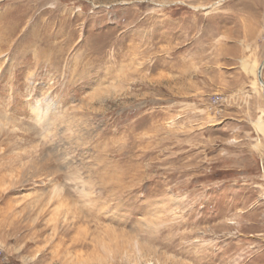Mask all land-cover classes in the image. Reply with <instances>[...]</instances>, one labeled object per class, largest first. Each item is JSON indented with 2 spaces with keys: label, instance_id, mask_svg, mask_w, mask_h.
<instances>
[{
  "label": "rangeland",
  "instance_id": "1",
  "mask_svg": "<svg viewBox=\"0 0 264 264\" xmlns=\"http://www.w3.org/2000/svg\"><path fill=\"white\" fill-rule=\"evenodd\" d=\"M263 26L264 0H0V264H264Z\"/></svg>",
  "mask_w": 264,
  "mask_h": 264
},
{
  "label": "bare ground",
  "instance_id": "2",
  "mask_svg": "<svg viewBox=\"0 0 264 264\" xmlns=\"http://www.w3.org/2000/svg\"><path fill=\"white\" fill-rule=\"evenodd\" d=\"M49 36V35H48ZM51 36V35H50ZM59 36V35H58ZM47 39H49V38H47ZM49 41V40H48ZM60 52V51H59ZM41 53V52H40ZM43 53H44V51H43ZM58 53V52H57ZM37 54V53H36ZM61 54V53H60ZM38 55V54H37ZM42 55V54H41ZM40 55V56H41ZM38 59V58H37ZM60 59V58H59ZM260 68V67H259ZM53 103V102H52ZM51 105V104H50ZM53 106V105H52ZM34 112L36 113V116H37V119H39V120H42V119H44L47 115H46V113L45 112H43V110H42V108H40V106H34ZM38 120V121H39Z\"/></svg>",
  "mask_w": 264,
  "mask_h": 264
},
{
  "label": "built area",
  "instance_id": "3",
  "mask_svg": "<svg viewBox=\"0 0 264 264\" xmlns=\"http://www.w3.org/2000/svg\"><path fill=\"white\" fill-rule=\"evenodd\" d=\"M222 100H223V96L220 95V94L216 95V96L213 98V102H214V104H215V103H221Z\"/></svg>",
  "mask_w": 264,
  "mask_h": 264
},
{
  "label": "water",
  "instance_id": "4",
  "mask_svg": "<svg viewBox=\"0 0 264 264\" xmlns=\"http://www.w3.org/2000/svg\"><path fill=\"white\" fill-rule=\"evenodd\" d=\"M263 67H264V61H263L262 65L259 68V79H260L261 82H263V78H262Z\"/></svg>",
  "mask_w": 264,
  "mask_h": 264
},
{
  "label": "crops",
  "instance_id": "5",
  "mask_svg": "<svg viewBox=\"0 0 264 264\" xmlns=\"http://www.w3.org/2000/svg\"><path fill=\"white\" fill-rule=\"evenodd\" d=\"M257 26V25H256ZM263 28H264V26H263ZM245 43V42H244ZM242 44V43H241ZM224 105L221 103V104H219L218 106H216L215 108H217V110H219L220 108H222Z\"/></svg>",
  "mask_w": 264,
  "mask_h": 264
}]
</instances>
